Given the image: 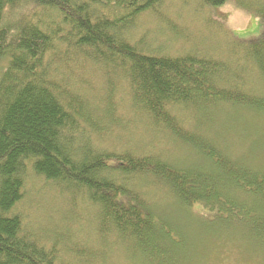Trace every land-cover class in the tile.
<instances>
[{
  "label": "trees",
  "instance_id": "1",
  "mask_svg": "<svg viewBox=\"0 0 264 264\" xmlns=\"http://www.w3.org/2000/svg\"><path fill=\"white\" fill-rule=\"evenodd\" d=\"M195 1L211 9L230 0ZM257 1L252 8L261 31L222 60L200 52L164 53L137 33L136 22L156 15L163 0H0V264L107 263L98 251L58 250L63 241L38 239L25 228L16 208L29 170L87 200L96 211L98 233L111 235L118 247L136 248L138 263L167 264L183 240L136 188L156 182L185 211L202 205L208 211L202 220L217 215L240 220L249 235L242 241L250 242L264 264L263 154L236 157L217 135L221 117L264 129V0ZM33 6L52 13L42 19L27 11L23 18L11 17ZM71 51L99 67L108 91L124 90L123 103L157 135L186 147L199 162L104 149L111 134L105 120L67 91L68 81L59 85L54 79L55 71V78L70 73ZM61 60L67 65L55 69ZM101 111L112 126L123 124ZM226 234L240 241L235 232Z\"/></svg>",
  "mask_w": 264,
  "mask_h": 264
},
{
  "label": "rangeland",
  "instance_id": "2",
  "mask_svg": "<svg viewBox=\"0 0 264 264\" xmlns=\"http://www.w3.org/2000/svg\"><path fill=\"white\" fill-rule=\"evenodd\" d=\"M237 1L230 0L225 6L209 9L202 7L195 0H163L162 5L157 7L156 15L141 17L136 22L135 28L137 33L142 34L150 45L161 52L174 55L200 52L227 60L229 54H235V50L237 52L239 47L235 46L248 42L242 39H250L261 31L260 16L256 10H253L258 8L256 6H259L260 2L241 0L242 2L238 3ZM33 7L18 11L16 9L11 17L23 18L27 15V11L35 18L42 19L52 13L49 11L47 14L45 10ZM159 13L161 16L157 18ZM53 20L57 21L55 16ZM175 38L183 39L175 41ZM75 56L71 51L68 57L70 61L74 60V63L67 65L61 60L55 68L61 69V66L67 65L70 73L66 71L63 73L66 79L61 76L55 78L56 71L53 72V76L59 85L68 81L70 86L67 87V91L89 102L91 105L89 111L105 120L103 125L109 128L111 134L106 135L104 139L105 144H102L104 149L137 151L140 154L159 156L168 154L169 157L172 156L169 160L176 163L199 162L195 153L177 142L157 135L147 126L146 118L135 115L128 104L123 103L124 90L120 89L117 92L113 89L112 93L111 90L108 91L107 80L98 72L99 67L84 64L83 58L79 60ZM2 71L3 69L0 70V76ZM111 83L117 85L118 89L119 85L121 86L118 81L114 83V80H111ZM255 84L259 86L258 83ZM101 109L111 112L113 118L119 122L123 121V124L119 126L109 124L107 122L109 118L106 119ZM217 119L222 126L216 134L230 148L233 147L231 150L234 151V156L257 155L261 151L264 157V129L260 128L261 125L244 128L235 120L230 121L229 118L223 117ZM262 119L264 120V117ZM136 188L139 192L145 191L146 198L154 205L161 218L183 234L181 247L175 258L166 259L165 263L262 264L254 256L250 242L242 241V238H248L249 235L237 218L232 215H217L202 220V217L208 214L202 205H197L189 212L185 211L176 203L168 190L156 182H151L145 190L143 185ZM16 212L22 214L25 228L28 227L38 239L48 237L52 241H63L62 245L56 246L58 250L68 248L86 254H91L90 252L95 250L107 258V263L104 264H141V260L137 262L140 254L136 248L132 249L129 245L118 247L115 244L118 242H115L111 235L104 238L98 233L96 211L87 200L78 193L66 194L57 189L55 184L36 177L30 170L26 179L24 197L17 206ZM204 227L211 232L214 231V234L216 231L220 238L204 232ZM228 229L236 233L239 242L235 237L226 234ZM103 246H106L105 249ZM111 247L114 252L109 250ZM71 262L75 263L72 260Z\"/></svg>",
  "mask_w": 264,
  "mask_h": 264
}]
</instances>
